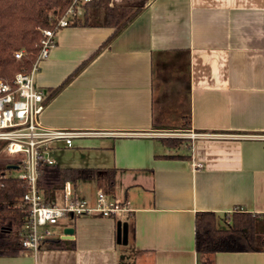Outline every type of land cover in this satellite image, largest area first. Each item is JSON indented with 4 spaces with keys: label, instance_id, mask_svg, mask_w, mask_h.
<instances>
[{
    "label": "crops",
    "instance_id": "1",
    "mask_svg": "<svg viewBox=\"0 0 264 264\" xmlns=\"http://www.w3.org/2000/svg\"><path fill=\"white\" fill-rule=\"evenodd\" d=\"M108 1L140 12L38 121L103 133L56 144L50 155L61 168H113L110 198L130 211L66 218L73 248L24 250L0 264H264V252L194 251L196 213L213 212L220 223L234 211L264 214V0ZM112 32L59 29L36 86H60ZM173 132L207 136L162 143L158 133ZM96 177L104 192L103 174ZM76 191L94 204L93 190Z\"/></svg>",
    "mask_w": 264,
    "mask_h": 264
},
{
    "label": "trees",
    "instance_id": "2",
    "mask_svg": "<svg viewBox=\"0 0 264 264\" xmlns=\"http://www.w3.org/2000/svg\"><path fill=\"white\" fill-rule=\"evenodd\" d=\"M72 5V0H0V79L11 80L17 72H28L39 53V42L44 29L54 30L60 17ZM140 10L115 8L108 0H90L81 6V15H74L68 27L112 28L113 34L86 62L80 66L60 86L47 92V103L80 72L92 58L102 51L123 29L130 24ZM23 51L17 59L15 54ZM189 118L184 119L183 129H189ZM162 143L175 146L182 139L162 138ZM21 169L18 157L8 156L0 149V257L16 256L24 251L21 241L22 224L27 210L22 204L28 184L6 172ZM102 173L105 179L104 192L114 194L115 170L99 168H66L58 165H41L38 169L36 187L43 194L45 203L59 201L66 184L73 189L81 181H93ZM220 227L213 212H198L194 217V251L196 254L215 253H256L264 252V214L234 211L223 219ZM223 223V222H222ZM65 239L50 238L43 248L64 250L74 247Z\"/></svg>",
    "mask_w": 264,
    "mask_h": 264
},
{
    "label": "built area",
    "instance_id": "3",
    "mask_svg": "<svg viewBox=\"0 0 264 264\" xmlns=\"http://www.w3.org/2000/svg\"><path fill=\"white\" fill-rule=\"evenodd\" d=\"M90 0H72V5L60 17L54 30L44 29L39 42V53L28 72H17L12 79H0V143L2 149L10 157H18L21 169L15 176L28 184V189L22 198V204L27 215L22 224L21 241L26 251L41 249L50 238H61L64 229L55 233L52 227L62 225L66 218L80 216H95L112 218L130 211L128 202L116 201L105 192H98L94 204L84 199H76L70 184H66L61 191L58 202L45 203L43 194L36 187L37 173L41 165H54L50 157V150L60 144L67 148L72 147L78 138H92L104 135L97 131L58 130L43 127L38 118L44 110L46 91L38 88L34 82L40 62L48 57L50 49L55 44V33L61 28L68 27L74 15H81V6ZM23 51L17 52L19 59ZM164 138L183 137L184 133H158ZM191 138L207 135L189 133ZM194 164V167H199ZM14 177V178H15Z\"/></svg>",
    "mask_w": 264,
    "mask_h": 264
},
{
    "label": "rangeland",
    "instance_id": "4",
    "mask_svg": "<svg viewBox=\"0 0 264 264\" xmlns=\"http://www.w3.org/2000/svg\"><path fill=\"white\" fill-rule=\"evenodd\" d=\"M183 133V132H181ZM173 138H177V139H181L182 137H173ZM172 138V139H173ZM0 148H2V144L0 143ZM50 157L52 158V156L50 155ZM18 174V171H11V172H6V175L15 177ZM101 189L100 184H98V182L95 180L93 181H81L79 182L78 186H77V191L76 193H78L77 195H85L89 192V190H93L95 193H97L96 191ZM67 224V222H65ZM225 226V223H220V227ZM53 231L56 233H60L63 231L64 229V225H59L57 227H52Z\"/></svg>",
    "mask_w": 264,
    "mask_h": 264
},
{
    "label": "water",
    "instance_id": "5",
    "mask_svg": "<svg viewBox=\"0 0 264 264\" xmlns=\"http://www.w3.org/2000/svg\"><path fill=\"white\" fill-rule=\"evenodd\" d=\"M73 235V229L72 228H65L63 237H61L62 240L64 239H71Z\"/></svg>",
    "mask_w": 264,
    "mask_h": 264
}]
</instances>
